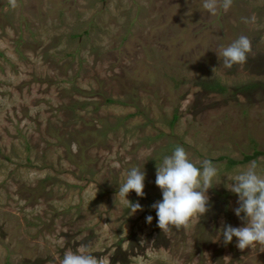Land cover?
Wrapping results in <instances>:
<instances>
[{"label":"rangeland","instance_id":"1","mask_svg":"<svg viewBox=\"0 0 264 264\" xmlns=\"http://www.w3.org/2000/svg\"><path fill=\"white\" fill-rule=\"evenodd\" d=\"M203 3L0 0V264H59L81 244L104 264H264V245L222 235L246 226L229 187L264 152V0ZM241 35L247 62L225 68ZM177 146L218 174L209 210L163 231L156 170ZM133 167L134 214L117 194Z\"/></svg>","mask_w":264,"mask_h":264},{"label":"clouds","instance_id":"2","mask_svg":"<svg viewBox=\"0 0 264 264\" xmlns=\"http://www.w3.org/2000/svg\"><path fill=\"white\" fill-rule=\"evenodd\" d=\"M10 3L12 7L16 6V0H10ZM232 3L233 0H204L203 8L215 14L218 7L227 11ZM243 19L245 23L255 22V16ZM251 51V40L241 35L229 46L222 47L218 57L223 58L225 68L231 69L233 65L246 63ZM257 168V162L252 161L235 175L234 183L229 187L233 193L238 194L239 206L234 211L237 217L246 221V226L224 225L222 235L225 244L236 237V246L242 251L255 244L264 245V175ZM217 174L218 168L211 160L193 163L182 146L175 147L172 155L165 156L156 170L155 184L162 191V200L151 207L156 210L157 226L163 231H167L170 226L176 229L187 228L194 217L203 216L209 210L207 192ZM144 180L145 174L141 169L133 167L127 173L125 182L119 186L117 194L127 201L133 214L142 210V207L126 197L131 191L143 197ZM241 213L244 215L241 216ZM152 219L151 215L146 217L148 223ZM88 247V244H81L75 252L67 250L63 258L59 259V264H104L103 257L97 259L87 251Z\"/></svg>","mask_w":264,"mask_h":264},{"label":"trees","instance_id":"3","mask_svg":"<svg viewBox=\"0 0 264 264\" xmlns=\"http://www.w3.org/2000/svg\"><path fill=\"white\" fill-rule=\"evenodd\" d=\"M264 155V152L262 151H259V150H255L253 154H250V155H245L244 158H243V162H251L257 158H259L260 156H263ZM238 162L236 160H228V164L230 167H233L234 165H236Z\"/></svg>","mask_w":264,"mask_h":264}]
</instances>
